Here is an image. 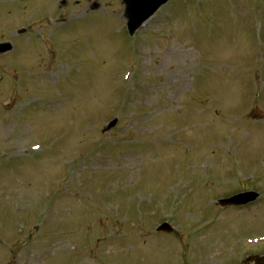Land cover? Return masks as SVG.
<instances>
[{
    "label": "rangeland",
    "instance_id": "rangeland-1",
    "mask_svg": "<svg viewBox=\"0 0 264 264\" xmlns=\"http://www.w3.org/2000/svg\"><path fill=\"white\" fill-rule=\"evenodd\" d=\"M54 1L0 0L13 45L0 56V264H183L186 234L189 262L264 242V0H171L133 38L120 0ZM242 180L254 205L210 207ZM157 219H179L183 240L153 232Z\"/></svg>",
    "mask_w": 264,
    "mask_h": 264
},
{
    "label": "water",
    "instance_id": "water-1",
    "mask_svg": "<svg viewBox=\"0 0 264 264\" xmlns=\"http://www.w3.org/2000/svg\"><path fill=\"white\" fill-rule=\"evenodd\" d=\"M125 4V17L128 19V28L132 33L144 20H146L160 5L167 0H122ZM6 48H9L6 47ZM5 49V48H4ZM3 50V48H1ZM248 194V195H247ZM255 195L246 193L241 195L245 200L253 198ZM245 202V201H242ZM162 230L169 231V227ZM255 264H264V257L257 258Z\"/></svg>",
    "mask_w": 264,
    "mask_h": 264
},
{
    "label": "bare ground",
    "instance_id": "bare-ground-1",
    "mask_svg": "<svg viewBox=\"0 0 264 264\" xmlns=\"http://www.w3.org/2000/svg\"><path fill=\"white\" fill-rule=\"evenodd\" d=\"M182 80H183V79H180L178 83H181Z\"/></svg>",
    "mask_w": 264,
    "mask_h": 264
}]
</instances>
